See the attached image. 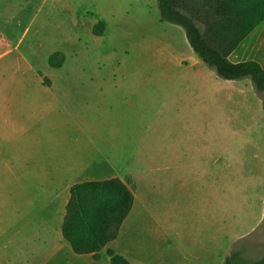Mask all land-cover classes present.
Masks as SVG:
<instances>
[{"label": "rangeland", "instance_id": "1", "mask_svg": "<svg viewBox=\"0 0 264 264\" xmlns=\"http://www.w3.org/2000/svg\"><path fill=\"white\" fill-rule=\"evenodd\" d=\"M189 50L183 28L161 19L157 0H0V104L14 105L19 120L44 123L47 171L64 163L65 155L78 157L82 167L89 155L109 158L111 167H104L109 174L61 176L62 223L74 183L119 177L135 202L111 247L130 259L142 247V264H165V252L151 250H164V238L151 247L147 233H164L171 212L187 219L189 232L196 233L208 212L220 209L223 233L234 216L255 224L248 233L237 230L245 234L233 245L241 241L247 256L259 258L264 255V94L248 78L227 80L207 65L202 71L190 61L181 63ZM55 52L64 55L60 67L48 63ZM231 57L264 60V22ZM171 136L193 138L195 147L186 149L184 161L196 162L204 173L184 176L183 192L171 190L168 196L166 175L150 172L165 166V154L175 146ZM138 154L143 158L134 159ZM17 182L0 174V264H98L66 253L57 224L50 228L39 215V205L55 197L49 185L44 192L31 183L28 206ZM177 192L175 199L171 194ZM107 258L105 247L99 264H110Z\"/></svg>", "mask_w": 264, "mask_h": 264}, {"label": "crops", "instance_id": "2", "mask_svg": "<svg viewBox=\"0 0 264 264\" xmlns=\"http://www.w3.org/2000/svg\"><path fill=\"white\" fill-rule=\"evenodd\" d=\"M189 52V56H185L184 58H182V60L180 59L181 63L185 61H190L192 65L199 67L200 70H207V63L200 57H198V55L193 51V49L189 50ZM253 59L260 62L264 68V60L258 58ZM239 60L241 59L233 61ZM40 89L42 91H46L55 88L41 86ZM10 90L13 92L12 89ZM1 93H3V90L0 89V94ZM13 107L14 105L0 104V174L9 175L13 178H17V185L18 187H21L22 198L23 200L26 199L28 206L30 204V184L39 183V185L43 187L44 192H46L48 184V192H50V190H53L55 197H53L49 201L46 200L42 202L41 205H39V215L43 218L46 224H50V228L53 224H57V240L59 242V245L61 244V246H63V249L66 253H71L72 255H78L80 257H82V255H86L85 257L91 262H96L99 264L100 258L98 260H95L91 254L75 253L72 250L70 244L62 236V213L60 212L62 200L61 176H99L109 174L110 172L107 171V169H104V167H111V162H109V158H103L102 155L92 154L87 157L88 163H86L82 167L81 164L77 165L78 157H69L65 155L64 163H61L58 167H55V170L53 171H47L45 167L46 127L44 123L36 120L30 121L29 119H26L25 121H23L17 119L12 114ZM41 111L43 113L46 112V106L44 104L43 107H41ZM188 125H192V122H190ZM118 133H120V131H118ZM171 137V142L175 140V146L173 150H171L170 152H166L164 158L165 166H153L152 168L155 170L153 172H150L151 175H166V186L168 196H170L171 190L183 192V189L186 188L185 185L187 183V180L184 176L192 174L200 175L204 173V170H201L197 166L196 162L193 166H189V163H185L184 161L186 149L189 152L190 146H194L193 138L186 139L179 138L178 136ZM69 145L70 144H67L65 146L64 151L69 149ZM141 158H143V156L139 154L134 156V159ZM148 158L150 160V158L152 159L155 157L149 155ZM78 169H80V171H78ZM198 169L200 170V173ZM175 182L177 183V185H175ZM158 183H160L159 178H155L152 183V185L154 186L153 189L155 188L157 191L159 188V186H157ZM179 192L175 194L172 193L171 195H173L175 199H178ZM261 200H263L262 203L264 204V198H262ZM55 204H57L58 206L57 211L56 207L54 208ZM211 204L212 202L209 203V205ZM176 206L180 207L184 205L179 204V202L176 201ZM260 211V217H263L264 219V209L263 213L262 210ZM180 212L183 213L179 209L178 213ZM208 213L209 217L205 221L204 225L202 227H199V230L196 233H192L188 230L187 219L178 214L174 215V212H171V217L173 218L172 223L164 233L159 230H154L153 232L150 231L149 233H147V235L149 236L147 239L153 240L151 241L153 242L151 244V247L154 246V242L158 241L159 243L160 241H162V238H164V243L161 247L164 248V250L157 249L156 247H152L151 250L158 252L164 251L165 264H223L225 257L230 253L233 247V242L237 238L245 234L243 232L237 234V230L239 231L245 229V232L248 233L254 228L255 224L253 225L252 221L250 224H248L249 221H247L245 217L239 221L234 216L233 220L231 218V222L225 226V231L223 233V217L221 209L219 214L216 213V210H211V213ZM238 222H241V226L238 225ZM258 222H260V219H258L256 223ZM121 231L122 226L120 228L118 237L108 243L105 247H107V249L108 247H110V249L115 250V253L123 255L130 262V264H142V262L144 261L143 256H145L144 251H146L142 247L135 248L137 250V255L135 256V259H130L131 256L127 255L124 252H119L113 247H111L112 243L120 238ZM162 234H164V237H160L162 236ZM105 247H103L102 249H104Z\"/></svg>", "mask_w": 264, "mask_h": 264}, {"label": "trees", "instance_id": "3", "mask_svg": "<svg viewBox=\"0 0 264 264\" xmlns=\"http://www.w3.org/2000/svg\"><path fill=\"white\" fill-rule=\"evenodd\" d=\"M162 20L183 28L193 51L227 80L249 78L259 94H264V68L253 58L233 61L231 54L264 22V0H157ZM64 55L51 54L48 63L60 67ZM61 225L63 238L77 254L100 251L115 240L130 213L134 194L119 178L74 183ZM110 264H130L112 249H107ZM223 264H264V255L251 258L237 241Z\"/></svg>", "mask_w": 264, "mask_h": 264}]
</instances>
